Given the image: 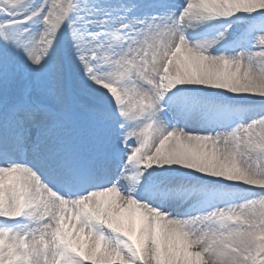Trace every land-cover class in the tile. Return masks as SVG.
<instances>
[{
  "label": "snow or ice",
  "instance_id": "obj_1",
  "mask_svg": "<svg viewBox=\"0 0 264 264\" xmlns=\"http://www.w3.org/2000/svg\"><path fill=\"white\" fill-rule=\"evenodd\" d=\"M0 264H264V0H0Z\"/></svg>",
  "mask_w": 264,
  "mask_h": 264
}]
</instances>
